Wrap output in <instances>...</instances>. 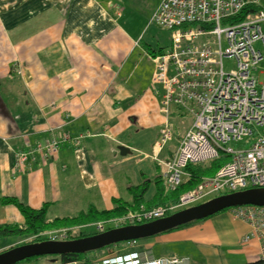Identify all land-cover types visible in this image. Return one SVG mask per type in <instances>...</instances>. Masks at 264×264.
Listing matches in <instances>:
<instances>
[{"label":"crops","instance_id":"crops-1","mask_svg":"<svg viewBox=\"0 0 264 264\" xmlns=\"http://www.w3.org/2000/svg\"><path fill=\"white\" fill-rule=\"evenodd\" d=\"M122 1L0 0V224L24 223L18 206L3 198L45 204L47 220L89 207L110 210L117 201L125 207L120 216L149 205L163 186L165 163L192 119L181 130L180 117L190 113L175 105L164 111L150 55L165 46L144 44L128 28ZM166 123L171 138L158 145ZM64 132L81 135L80 142L16 166L26 143ZM119 145L127 150L120 153ZM249 230L225 209L146 238L179 243L181 264H232L227 256L259 259L258 240L243 241ZM14 236L0 237V251L22 241H5ZM135 249L154 257L146 242ZM15 264L66 263L51 256Z\"/></svg>","mask_w":264,"mask_h":264},{"label":"built area","instance_id":"built-area-1","mask_svg":"<svg viewBox=\"0 0 264 264\" xmlns=\"http://www.w3.org/2000/svg\"><path fill=\"white\" fill-rule=\"evenodd\" d=\"M264 0H160L149 23L170 32V43L150 55L154 64L153 85L161 88L164 111L175 105L192 115V121L178 141L173 156L166 161L163 182L175 189L187 178L189 163H202L227 155L213 175L204 176L191 189L180 194L176 203L146 207L143 204L120 216L98 220L95 232L124 224H137L193 205L211 195L249 187H264ZM233 57L235 67L224 70L222 59ZM166 123L160 142L171 138ZM81 135L68 132L34 144L26 143L15 153V164L22 167L39 155L50 159L61 145L80 142ZM243 143L232 147L229 142ZM228 212L250 226L247 241L259 242V260L264 264V205L242 204ZM73 227L51 232L46 239L65 240ZM135 240H128L131 244ZM110 247L106 246L104 249ZM186 258H154L147 250H113L91 259L90 264H181Z\"/></svg>","mask_w":264,"mask_h":264},{"label":"water","instance_id":"water-1","mask_svg":"<svg viewBox=\"0 0 264 264\" xmlns=\"http://www.w3.org/2000/svg\"><path fill=\"white\" fill-rule=\"evenodd\" d=\"M120 153L127 150L119 145ZM264 205V187H249L215 195L205 201L189 205L151 221L124 224L101 232L65 239H42L16 244L0 251V264H15L18 261L40 255L82 253L109 246L121 241L146 238L182 224L211 216L225 208L242 205Z\"/></svg>","mask_w":264,"mask_h":264},{"label":"trees","instance_id":"trees-1","mask_svg":"<svg viewBox=\"0 0 264 264\" xmlns=\"http://www.w3.org/2000/svg\"><path fill=\"white\" fill-rule=\"evenodd\" d=\"M226 160H227V155L220 153L218 157L212 158L208 161H205L202 163L187 164L185 167L186 171L188 172V176L186 180L180 186L172 190L167 189L163 182V186L162 187L160 186L158 188L157 193L154 195L153 197L154 200L149 205H145V206L153 207L159 204L168 205V204L175 203L178 200V197L182 192L188 189L194 188L200 182L202 177L213 175L214 172L218 169V167L222 165ZM145 185L146 184L143 183V187L141 189L142 191L145 189ZM141 192L137 194L139 197L141 195ZM137 195H136L135 200L139 201V197ZM2 201L12 202L16 204L24 217V223L22 225L0 224V237L8 236V235H20V236L22 235L23 236L29 233H36V232H40L46 229H52V228H57V227H62V226L77 225V224H83V223H90L96 220H101V219H105L110 216L121 214L122 212H124V208H125L122 203L117 201L116 206L110 210H97L94 207H89L87 210L81 211L77 215H74L71 217H56L52 220H47L45 217V211H46L45 204H43L42 206L38 208H32L28 206L27 204H24L23 202H20L16 198H13V197L3 198ZM196 221H199V220H195V221H192L186 224H182L172 229L184 227ZM172 229H169L166 231H170ZM89 234H93V232L92 233L81 232L80 236H85ZM42 239L40 238V239H34L30 241H36V240H42ZM124 242L126 241H121V242H117L114 244H110V246L117 245L119 243H124ZM20 243H25V242H19L17 244H20ZM125 249L126 250L135 249V247H127ZM82 256L84 257V259L82 258ZM53 257H57L61 263H69V262L81 260L82 261L81 264H90L91 259L94 256L91 257L86 252H82V253H67V254H62V255H53ZM36 258H38V256H33L27 259H36ZM235 264H263V263L259 259H257L254 261H245V262H239Z\"/></svg>","mask_w":264,"mask_h":264},{"label":"rangeland","instance_id":"rangeland-1","mask_svg":"<svg viewBox=\"0 0 264 264\" xmlns=\"http://www.w3.org/2000/svg\"><path fill=\"white\" fill-rule=\"evenodd\" d=\"M157 1L159 0H123L122 2L119 3V5L122 7L123 9V17H122V21L124 20L125 22L127 20H131V22L129 23V29L131 28V30L133 32H140L141 35L140 37H142V42L144 44H150L152 46H168L170 43V32L166 29H163L161 27H159L158 25H156L155 23H149V19L151 14L153 13L151 10V8L157 3ZM130 13H132L133 16L130 15ZM263 30H264V22L262 24ZM130 30V31H131ZM255 47H259V48H264V46H262L260 44V42L255 43L254 45ZM222 66L223 69L228 71L231 69H234L235 67V60L233 57H224L222 59ZM259 69L264 71V60L261 62V64L258 67ZM183 121V123H181L179 129L181 130H185V127L188 125L189 121L192 119V116L190 114H186L183 117H180ZM174 121L177 123L179 122L177 118L174 119ZM229 145H231L232 147H241L243 146V143L241 141L239 142H229ZM183 193V192H182ZM180 196V195H179ZM215 195H211L210 197L203 199L202 201H205L211 197H213ZM178 201V200H177ZM176 201V202H177ZM200 201V202H202ZM175 202V203H176ZM199 203V202H197ZM196 204V203H194ZM183 208V207H181ZM180 209V208H178ZM177 210V209H175ZM115 216V215H114ZM113 217V216H110ZM107 217V218H110ZM106 219V218H105ZM102 220V219H101ZM83 227H80L79 224L77 225H70V227H73L71 230L68 231V238H75L80 236L81 232L83 233H96L94 231V227L91 225V223H87L85 225H81ZM66 226H62V227H57V228H52V229H46L40 232H36V233H29L26 235H17L14 236L12 238H5V241H9V240H15V239H22L21 242H29L30 240H34V239H46L48 238V235L51 232H56L55 230L60 229V228H64ZM69 227V226H68ZM110 228V227H109ZM177 229V228H176ZM175 229H172L170 231H173ZM160 236L153 238V239H137L135 240L133 243L128 244L126 242L124 243H119L117 245H113L110 246L108 249H103V248H99L96 250H92V251H88L86 252L87 254H89L91 257L92 256H99L101 254H104L106 252H110L113 250H125V248L127 247H137L138 245H140L141 241L146 242L148 244L149 249L151 250V253L154 257L156 256H173L171 254L177 255L179 257L180 255V250L181 248L179 247V243L175 242V241H168L163 239H158ZM183 254V253H182ZM53 255H40L39 257H51ZM190 258H192L191 255H189ZM82 258L84 259V257L82 256ZM228 260H230L229 262L232 264L235 263H239V262H245L244 261V257H232V256H227ZM81 260L79 261H73V262H69L66 264H81ZM234 262V263H233ZM199 264H207V263H199Z\"/></svg>","mask_w":264,"mask_h":264}]
</instances>
